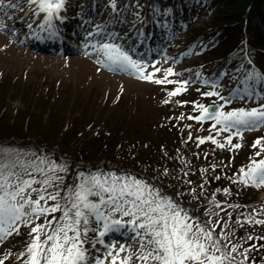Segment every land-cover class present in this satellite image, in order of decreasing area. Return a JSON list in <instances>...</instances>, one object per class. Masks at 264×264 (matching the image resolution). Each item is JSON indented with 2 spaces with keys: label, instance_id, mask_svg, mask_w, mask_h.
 Segmentation results:
<instances>
[{
  "label": "snow or ice",
  "instance_id": "1",
  "mask_svg": "<svg viewBox=\"0 0 264 264\" xmlns=\"http://www.w3.org/2000/svg\"><path fill=\"white\" fill-rule=\"evenodd\" d=\"M30 2L38 4L39 11L46 14L44 23L49 29L54 27V18L62 19L60 13L66 0ZM3 7V0H0V8ZM112 7L115 10V0H112ZM96 28V33L89 32L88 36L100 37L92 44L103 57L98 63L110 69L142 72L140 63L130 55L135 49L126 50L123 45L115 43L119 37L108 32L105 25ZM105 40L110 42H103ZM167 73L172 74V69H167ZM140 78L152 80V75L141 74ZM253 79L264 80V76L250 73L247 80ZM154 82L171 83L166 78ZM188 83L183 81L181 87L168 95H178ZM211 86L213 89L218 87L215 82ZM244 91L248 96L253 94L247 87ZM203 95L217 96L224 104L231 101V96L225 98L218 91ZM198 107L201 115L189 119L214 121L213 129L221 126L217 134L235 129L234 135H240L242 130L264 126V104L231 111H223L224 105L215 102L208 107L203 104ZM206 139L219 148L225 147L213 136ZM226 141L233 149L240 147L233 144L231 135ZM203 143L205 139H199V144ZM257 146L260 150L256 157L250 158V162L239 169L240 175L233 183L264 186V145H261V139L253 143L254 148ZM201 171L207 172V169ZM67 172L66 161L56 162L48 156L0 147V241L14 234L20 235L22 226L28 229L26 250L19 254L21 264H257L252 253L264 249V235L237 237L228 220L219 217L218 212L206 211L204 215L210 217L208 219L195 216L173 196L143 178L118 174L117 171H81L72 184L66 185ZM223 191L230 194L228 189ZM211 203L224 211L229 220L233 219L231 213L215 200L214 194ZM213 216L216 218H211ZM233 223L239 228L247 224L264 226V219H256L250 213L243 222L235 219ZM89 233L95 234V239L91 240L92 249L99 253L97 244L103 246L102 256L92 255L86 247L90 242ZM110 233H119L131 243H120L118 247L115 240L105 243L104 238ZM255 241H260L259 245ZM0 264L4 262L0 260Z\"/></svg>",
  "mask_w": 264,
  "mask_h": 264
},
{
  "label": "trees",
  "instance_id": "2",
  "mask_svg": "<svg viewBox=\"0 0 264 264\" xmlns=\"http://www.w3.org/2000/svg\"><path fill=\"white\" fill-rule=\"evenodd\" d=\"M190 1L205 3L210 16L205 25L194 27L188 33L189 40L203 37L204 62L213 63V69L225 67L230 73H237L242 65L247 68L248 75L259 73L264 76V0H136L135 5L172 11L176 4L186 8ZM34 73L36 80L32 83H26L22 78L12 80L14 76L10 73L0 74V147L48 156L56 162L66 161V185L72 184L81 171H116L105 165L83 169L74 162L96 164L102 159L110 160L118 167H130L137 178H141L139 173L149 175L163 191L182 205L191 206L192 213L202 214L199 217L208 219L210 217L204 215L206 211L218 212L219 217L228 220L237 237L264 235V226L247 224L239 228L233 223L235 219L243 222L250 213L256 219H264V202L257 204L263 205L262 208L249 204L257 199L264 187L255 190L239 182L233 183L237 179L233 174L249 158L248 150L228 153L211 143L199 144V136L182 127L185 126L183 116L171 110L166 111V120H161L164 112L158 111L151 122L134 119L136 111L108 115L100 101L86 98L84 89L72 93L70 87L66 95L60 90V82L55 87V84L46 86L47 78H52L50 75L41 80L38 73ZM194 93L195 90H191L188 99H192ZM185 95L181 100L186 99ZM16 100L19 101L17 105ZM10 137L15 139L8 140ZM26 137H32L34 141ZM121 150L129 152L123 156ZM63 153L70 158H62ZM115 156L121 160L113 161ZM202 169L207 172L202 173ZM217 176L220 179H216ZM217 189L221 191L217 192ZM223 189H228L230 194H225ZM213 194L233 219L229 220L224 211L214 207L211 203ZM27 233L28 229L22 227L17 241L25 237L29 240ZM255 243L259 245L260 241ZM252 256L257 264H264L261 259L264 249L259 253L254 251Z\"/></svg>",
  "mask_w": 264,
  "mask_h": 264
},
{
  "label": "rangeland",
  "instance_id": "3",
  "mask_svg": "<svg viewBox=\"0 0 264 264\" xmlns=\"http://www.w3.org/2000/svg\"><path fill=\"white\" fill-rule=\"evenodd\" d=\"M135 1L115 0L114 10L112 0H66L64 9L60 13L62 19H56L60 24L61 32H58L55 28L49 29L44 23L46 15L39 11L38 4H33L30 0H3L5 7L0 8V74L10 73L14 76L12 80L22 78L26 83L36 80L34 71L42 78L41 80L44 76L50 75L52 78H47V87L54 84L55 87L60 82L62 84L60 90L66 95L70 87L72 93L77 92L78 89H84L87 92L85 94L87 99L100 101L101 106L105 105L106 114L112 116L136 111L134 119L142 122L153 121L158 111L164 112L161 120H166L165 110L168 105L174 106L177 99L169 96L168 93L181 87L183 81H189L187 85H183L184 91L191 88L193 84H201L205 88V91L200 92L203 103L201 99L195 103H187L185 106L181 102L183 105L180 107L183 109L186 120H189V117L201 115L198 107L200 103L207 107L208 103L223 102L217 96H204L203 93L208 91H218L220 96L225 98L231 96L230 103L225 104L223 111H231L236 109L237 105L243 106L242 104L251 102L264 104L263 81L247 80L245 67H240L237 78L221 66L213 69V63L204 64V58L201 56L204 46L203 37L199 36L193 41L188 40L187 34L191 28L202 27L207 19H210L206 13V4L190 1L186 8H180L177 4L172 12L161 13L156 10L158 9L156 7L154 9H147L144 5L136 7ZM8 4H13L15 7H6ZM12 12L16 13V18L8 19ZM18 20L22 21L20 28H24V32L17 36L16 21ZM97 25H105L108 32L115 33L119 37L115 43L123 45L126 50L135 49L134 52H130V55L140 63L142 72L134 69H110L98 63V60L103 57L96 52L92 44L100 40V37L88 36L89 32L96 33ZM49 32L56 33L52 34V39L47 37ZM43 42L47 45L46 49L40 47L43 44L39 43ZM169 68L172 69V74L167 73ZM141 74L152 75V80L141 79ZM165 78L171 83L154 82L165 80ZM205 81L209 83L206 84ZM212 82H215L218 87L213 89ZM246 87L253 93L251 96L245 94ZM118 103L121 105L118 106ZM15 104H19V101L16 100ZM242 108L251 109L247 105ZM194 121L197 124L195 128L189 127L190 130L194 128V133L203 132L205 129L207 132L208 129L213 131L218 137V142L224 143V148L227 150H234L227 144L226 138L229 135L232 136L233 144H240L250 132L257 130L264 132V126H261L255 130H242L240 135H234L235 129L217 134L221 126L217 125L216 129H213L214 121L207 119H194ZM206 123H208L207 127ZM11 139L15 138L10 137L8 140ZM26 139L34 141L32 137H26ZM260 139L261 145H264V137ZM245 150L250 151V148L247 147ZM259 150L260 146L252 147L250 158H255ZM127 151L129 152V150H121V154L126 156ZM119 160L121 158L117 159L115 156L113 161L119 162ZM102 161L113 163L110 160L102 159ZM109 166L112 165L109 164ZM239 175V171L237 175L233 174L234 177ZM148 181L154 184L153 179ZM251 187L255 190L259 188ZM252 190H250L251 194L254 193ZM257 198L264 199V191L257 194ZM262 207L263 205H258L256 208ZM111 234L105 236V243L115 240L117 247L120 243H131L130 240L121 236L112 239ZM15 236L14 234L0 241V260L4 264L17 262L19 254L26 250L27 239L19 244ZM93 239L95 235L89 237L90 242L86 247L90 249L92 255L102 256L103 246L97 244L99 253L91 248Z\"/></svg>",
  "mask_w": 264,
  "mask_h": 264
},
{
  "label": "bare ground",
  "instance_id": "4",
  "mask_svg": "<svg viewBox=\"0 0 264 264\" xmlns=\"http://www.w3.org/2000/svg\"><path fill=\"white\" fill-rule=\"evenodd\" d=\"M15 18H16V13H14V12L10 13L8 19H15ZM52 23H53V26H54L53 28H55L58 32H61L59 30V25L60 24H59L58 20H56V18H54V21ZM16 24H17V26H16L17 28L16 29H17V36H18L19 34H22L24 32V28H20L21 25L23 24L21 20L16 21ZM47 37L52 39V34L49 32ZM119 236H121L119 233H112L110 235V237L112 239L119 238ZM121 237H123V236H121Z\"/></svg>",
  "mask_w": 264,
  "mask_h": 264
}]
</instances>
